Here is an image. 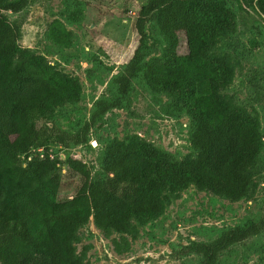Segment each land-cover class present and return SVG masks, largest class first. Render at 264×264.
<instances>
[{
    "label": "trees",
    "instance_id": "obj_1",
    "mask_svg": "<svg viewBox=\"0 0 264 264\" xmlns=\"http://www.w3.org/2000/svg\"><path fill=\"white\" fill-rule=\"evenodd\" d=\"M236 1L246 14L253 10L264 19V0ZM27 5L28 0H0V264H91L88 247L77 252L79 229L91 218L115 250L125 253L139 235L134 221L157 219L171 196L191 185L235 202L253 193L264 134L258 114L226 91L237 61L221 52L220 40L239 24L226 0H148L136 7L138 48L89 119H78L73 129L60 124L59 111L81 101L80 79L22 47L21 24L3 13ZM154 14L165 44L161 55L145 60ZM50 37L69 46L71 32L55 20ZM182 38L186 53L179 52ZM140 73L155 97L170 98L162 109L166 114L190 116L192 151L177 159L138 133L114 137L100 156L103 174L94 178L87 163L68 150L89 144L90 131L104 126L106 114L130 107L132 82ZM51 146L63 147L66 159L52 157ZM64 165L80 176L81 185L61 200ZM263 232L264 218L228 227L212 241H192L187 250L201 254L204 264H218L226 249Z\"/></svg>",
    "mask_w": 264,
    "mask_h": 264
},
{
    "label": "rangeland",
    "instance_id": "obj_2",
    "mask_svg": "<svg viewBox=\"0 0 264 264\" xmlns=\"http://www.w3.org/2000/svg\"><path fill=\"white\" fill-rule=\"evenodd\" d=\"M148 0H28L22 11H3L10 21L21 24L19 44L45 55L65 73L77 76L83 86L79 103L59 111V122L73 129L78 119L87 120L94 103L107 90L112 77L132 58L140 43L137 33L136 7ZM237 14V30L220 41L221 52H230L237 61L233 84L226 91L236 104L258 114L264 134V19L255 11L246 14L236 0H226ZM59 20L71 32L69 46L56 44L50 37L51 24ZM143 47L145 60L163 52L164 41L155 14L148 24ZM179 52L186 53L182 38ZM130 107L106 114V123L90 131V143L68 150L86 162L92 176L103 174L100 156L114 137L124 139L138 133L177 159L192 151L191 118L182 111L166 114L170 98L154 96L140 73L132 82ZM51 146V156L66 159V150ZM43 153V151H41ZM59 199L72 198L81 185L79 175H71L64 165ZM253 193L240 201H231L191 185L179 195L171 196L165 213L139 228L137 239L128 252L118 253L112 238L96 227L93 218L79 229L81 241L77 252L87 249L91 264H204L201 254L187 250L192 241L214 240L224 229L249 224L264 218V147L253 170ZM118 236L117 234L114 235ZM218 264H264V232L244 243L234 244L221 255Z\"/></svg>",
    "mask_w": 264,
    "mask_h": 264
}]
</instances>
